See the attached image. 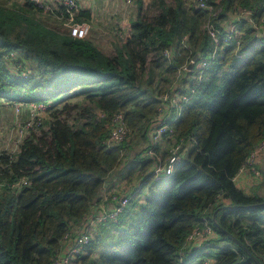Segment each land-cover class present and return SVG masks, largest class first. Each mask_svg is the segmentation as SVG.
Listing matches in <instances>:
<instances>
[{"label": "trees", "instance_id": "16d2710c", "mask_svg": "<svg viewBox=\"0 0 264 264\" xmlns=\"http://www.w3.org/2000/svg\"><path fill=\"white\" fill-rule=\"evenodd\" d=\"M142 5L138 0V17L112 54L89 37L74 36L65 19L31 0L0 5V103L45 105L49 111L47 130L31 132L15 154L0 153V264H52L63 236L93 214L121 163V150L129 146L105 143L118 112L132 138L151 140L128 170L130 177L139 171L140 187L121 195L130 196V204L145 189L147 195L138 220L136 212L123 216L125 211L93 230L115 227L116 234L97 257L92 238L80 264H195L201 253L187 246L188 237L205 221L217 237L210 253L202 254L212 264H256L235 239L264 264V206L221 209L264 203L234 182L264 139V0H221L212 11L187 7L183 0H154V14ZM219 6L224 11L216 13ZM238 7L253 11L258 29L243 19L240 47L221 45L201 75L196 63L214 48L205 22L223 32L227 11ZM47 16L61 27H50ZM89 20L84 10L75 17L77 23ZM195 55L193 68L181 71ZM176 91L188 98L177 118V107L170 109L168 120L173 144L183 142L181 160L170 175L156 178L147 151L168 155L172 140L164 137L153 146L151 134L158 109L171 105L162 97ZM76 97L88 108L86 120L74 126L67 116L78 108L71 103Z\"/></svg>", "mask_w": 264, "mask_h": 264}, {"label": "built area", "instance_id": "2783aa9c", "mask_svg": "<svg viewBox=\"0 0 264 264\" xmlns=\"http://www.w3.org/2000/svg\"><path fill=\"white\" fill-rule=\"evenodd\" d=\"M39 9L45 12H49L57 15L61 20L65 19V25L71 28L72 34L77 37H85L88 33L89 26L86 23L75 22L76 14L80 10V6L77 0H62L58 6L50 5L43 0H31ZM127 4L132 3V0H125ZM220 0H197V8L203 10L212 11L215 9V4ZM247 19L249 23L255 29H258L257 23L253 18V11L250 8H239L237 13V22L227 29L221 26L223 32L216 28L210 21L205 25L207 33L210 35L213 41V52L209 57L203 58L197 67L198 71L203 73L204 69L210 64V62L218 56V48L223 46H235L240 47L242 36L244 31L238 28L241 25V21ZM187 37H184L183 43L186 45ZM164 55L170 58L172 53L170 50H166ZM195 64V63H194ZM181 71H190L189 64L180 68ZM176 94H166L162 97L163 101H171V105L165 104L162 108L158 109L156 123L152 131L151 137L153 146H156L164 137L172 140V144L168 147V155L165 157L162 153H155L154 148L147 151V156L154 158V167L152 168L153 175L156 178L165 177L170 175L177 162L181 160L180 151L183 147L182 144H173L174 141V130L169 123V119L172 116L170 109L177 107L175 111V118L180 115L182 108V101H187L188 98L181 95L178 91ZM38 107V105H35ZM40 106V105H39ZM45 107V105H42ZM19 108V107H18ZM100 114V117L106 116ZM42 125V118L40 116L35 117L32 120H28L25 125H17L16 130L18 131L19 139L24 137L30 130L35 129ZM130 136V130L125 120V115L122 112L116 113L112 117L111 131L106 140L108 147H116L124 142L128 141ZM26 137V136H25ZM24 137V138H25ZM152 146V147H153ZM264 151V139L258 146L250 153L244 166L250 167L254 174L259 175L260 171L254 166V162L258 154ZM2 151H0L1 153ZM21 183H26L23 179ZM130 204V196L121 195L114 191L102 192L100 202L95 204L93 214L87 217L82 223L75 225L71 228L61 240V248L53 259L52 264H80L79 256L84 251L85 247L90 243L93 238V230L99 224L114 223L118 218L124 214ZM214 235L212 227L207 221L205 226L201 228L196 227L188 237L189 243H200L203 239H207ZM201 264H212V260L208 257L201 259Z\"/></svg>", "mask_w": 264, "mask_h": 264}, {"label": "rangeland", "instance_id": "374dc122", "mask_svg": "<svg viewBox=\"0 0 264 264\" xmlns=\"http://www.w3.org/2000/svg\"><path fill=\"white\" fill-rule=\"evenodd\" d=\"M187 7L194 6L197 8V0H186ZM221 1V0H220ZM219 1V2H220ZM143 2V11L146 14H154L155 7L153 5L154 0H142ZM167 4H173V0H165ZM127 4V3H126ZM138 0H133L132 4H129L128 6L125 5V7L121 9V12L117 15H114L113 12H111V22L114 24L113 27H107L102 25H97L94 28V32L92 34V37H95L96 42L100 48H102L103 51H105L108 54H112L116 48V44L120 42L124 35L127 33V31L130 28L131 23L138 17L139 8H138ZM240 8V7H238ZM237 8V9H238ZM236 9V10H237ZM215 10V9H214ZM224 11L223 8L220 6L216 10V13H221ZM231 13L233 11H230ZM235 12V11H234ZM228 13V11H227ZM46 16V15H45ZM44 20L46 23L53 28H60L61 24L56 20L55 18L51 16H47V18L44 17ZM115 22H114V21ZM228 18H224L222 21H227ZM211 21V20H209ZM212 22V21H211ZM208 22H205L204 26ZM111 28V29H110ZM110 29V30H109ZM98 34H96V32ZM113 31H116L117 34H113ZM96 34V35H95ZM199 66V62L196 63V68ZM178 77V74L175 78ZM72 104H77L78 108L75 109L73 112H71L70 115H68V122L72 125H78L79 123H82L86 120V114L85 109L88 108L87 104L84 102L83 98H73L71 99ZM22 105L19 108L13 107L14 103L11 104L9 102H1L0 103V130H2L1 134L2 137H0V151H6L9 154H15L18 150L20 145L22 144L24 137L28 136L31 132L38 133L41 129L47 130L48 129V121H49V111H47L46 107H43L42 105H38L36 107L34 104L27 105V104H19ZM40 116L42 118V125L39 127H36L33 130H30L29 133H26L24 137H21L19 139L18 131L16 130L17 125H25L28 120H32L35 117ZM149 141L151 142L150 138ZM143 138H132V132H130L129 139L127 143H129L128 147L121 150V162L125 164L126 168L129 169V166H131L129 163L134 161L136 159L137 154L142 152L147 146L148 142ZM146 151H144L145 155ZM143 152L140 157H144ZM124 168V169H126ZM147 195V190L145 189L142 192L141 200ZM139 210L137 208L134 218L141 217V207L143 203L138 204ZM136 221V219H135ZM114 232V229L111 228L108 231H103V233H106L105 239H98L93 241H96V251L93 254V256L97 257L101 251L108 245L110 242L109 239L112 237V234ZM95 235V234H93ZM109 237V239H108ZM201 258H203V255H200L196 258L195 264L200 263Z\"/></svg>", "mask_w": 264, "mask_h": 264}, {"label": "crops", "instance_id": "0c3cea01", "mask_svg": "<svg viewBox=\"0 0 264 264\" xmlns=\"http://www.w3.org/2000/svg\"><path fill=\"white\" fill-rule=\"evenodd\" d=\"M25 1L26 0H0V5L7 6V7H10L13 3H18V4L23 5ZM43 1L50 5L58 6L62 0H43ZM183 1H184V4L186 5L187 1L186 0H183ZM77 2L80 6L79 12L84 10L90 13L89 22L84 21L82 23H86L89 26L88 33L85 37L91 38L95 43H97L95 40V37H92V34L95 29L94 27L97 25L113 27L114 24L110 21L111 12H113L114 15H117L121 12L122 7L124 8L125 5L127 6L129 5V4H126L125 0H77ZM238 11H239V8L235 12H232V13L228 11L227 13L228 20L222 22L221 24V26H223L224 29H227L228 27H230L231 25L237 22ZM79 12L76 14V16L79 14ZM44 13H49V12H44ZM49 14H52V13H49ZM56 18L59 21L61 20L58 17ZM260 26L264 28V26L262 25ZM70 32H72L71 28H70ZM96 34L98 33L96 32ZM113 34H117V32L113 31ZM1 132L2 130H0V137H2ZM162 148L165 149V145L162 144L161 149ZM129 164L131 165L132 163H129ZM254 166L257 170L260 171L259 175L254 174L253 171L250 169V167L243 166V168L235 176L234 182L236 186L240 188L241 190H243L246 194L248 195L257 194L261 197H264V151L257 155L256 160L254 162ZM124 168H126V166L124 163L121 162L118 165V167H116V169L108 177L107 181L105 182L102 192L114 191L119 194H127L130 191H133L140 187L143 177L141 176L139 177L137 175L139 171H137L132 177H130L129 171H128L129 169L128 168L124 169ZM130 180H132V182H130ZM99 202H100V199H99ZM143 202H144V198L142 200L141 198H139L136 203L130 204L126 210V213L123 216H126V214L128 213L133 214L134 212H136L137 208L139 210L140 207L138 204H141ZM139 218L140 217H138V219ZM124 219L125 221H128L130 218L126 217ZM112 228L114 229V232L112 235H114L116 234V228L115 227H112ZM107 230L109 229L108 228L106 229V227L96 229L95 231H93V234H95L93 235V238L103 239V237H105L106 235V233L104 234L103 231H107ZM216 238L217 237L213 235L212 237H209L205 240L203 239L202 241H200V243H196V244L189 243L187 246L190 247L191 249H197L198 255H200V253L201 255L202 254L204 255L205 253H208V252L210 253L211 251L210 247L214 246L213 241Z\"/></svg>", "mask_w": 264, "mask_h": 264}, {"label": "water", "instance_id": "95a60500", "mask_svg": "<svg viewBox=\"0 0 264 264\" xmlns=\"http://www.w3.org/2000/svg\"><path fill=\"white\" fill-rule=\"evenodd\" d=\"M198 59V55H195L194 59H193V62H191L189 64L190 66V69L193 68V65L194 63H196ZM260 206H264V203H260V204H255V205H246V206H242V205H226V206H223L221 209H240V208H245V209H248V208H258ZM217 211L214 212L213 214V219H214V223L218 226V223H217V220H216V215H217ZM236 243L241 247L243 248L246 253L252 258V260L256 263V264H262L251 252L250 250L244 245L242 244L240 241L236 240Z\"/></svg>", "mask_w": 264, "mask_h": 264}]
</instances>
